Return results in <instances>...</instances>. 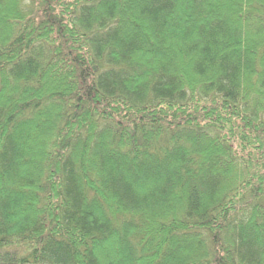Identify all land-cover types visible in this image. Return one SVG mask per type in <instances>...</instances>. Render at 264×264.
<instances>
[{"label": "trees", "instance_id": "obj_1", "mask_svg": "<svg viewBox=\"0 0 264 264\" xmlns=\"http://www.w3.org/2000/svg\"><path fill=\"white\" fill-rule=\"evenodd\" d=\"M0 264H264V0H0Z\"/></svg>", "mask_w": 264, "mask_h": 264}]
</instances>
